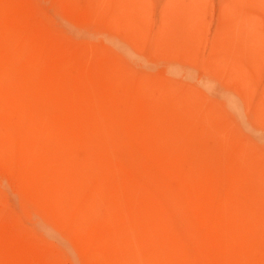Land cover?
I'll return each mask as SVG.
<instances>
[{
    "label": "bare ground",
    "instance_id": "bare-ground-1",
    "mask_svg": "<svg viewBox=\"0 0 264 264\" xmlns=\"http://www.w3.org/2000/svg\"><path fill=\"white\" fill-rule=\"evenodd\" d=\"M51 4L73 34L0 0V264H264V145L172 78L204 58L264 123V0H222L214 34L207 0Z\"/></svg>",
    "mask_w": 264,
    "mask_h": 264
},
{
    "label": "rangeland",
    "instance_id": "rangeland-1",
    "mask_svg": "<svg viewBox=\"0 0 264 264\" xmlns=\"http://www.w3.org/2000/svg\"><path fill=\"white\" fill-rule=\"evenodd\" d=\"M184 1L187 3V0ZM221 1L222 0H207L208 12L213 16V19L209 24L211 34L216 32L219 25ZM34 2L38 11L43 14L45 18L47 17L59 31L66 32V35L73 34V31L61 19L60 12L51 4V0H34ZM9 24H11V22H8V25ZM249 37L251 36L249 35ZM113 38L118 40L113 33L106 30H100V28H98L96 32L91 31V34H89V39L92 40L91 42H93V40H98V42L103 45H110V42L116 44V47L125 55L130 63L139 70L152 72L154 71L153 67L155 66L162 67L168 66L169 64L166 59L150 55L149 51L151 50H148L149 48H139L119 40L113 42ZM196 51L199 52L200 56H202V53L205 55L204 53L206 52L205 47L202 44L197 45ZM174 65H176L177 73L174 74L172 78L178 83V85L186 82V84L194 88L197 93L203 94L209 99H214L212 102L221 106L227 104L230 118L233 119L237 128L250 139L254 141L259 140L258 142L261 145H264V123L255 118L245 100L235 92L231 85L223 79L217 78V75H215V73H213L207 66L204 58H201L194 63L183 62L182 66H179V63ZM8 191L9 186L6 183H1L0 194L1 197H3L2 199L13 205V199L8 194ZM64 250L65 252L69 251L71 253L70 249Z\"/></svg>",
    "mask_w": 264,
    "mask_h": 264
}]
</instances>
